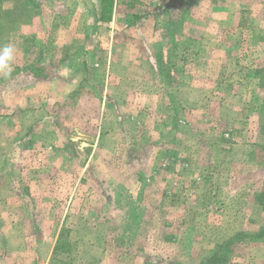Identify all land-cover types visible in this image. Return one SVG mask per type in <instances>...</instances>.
Returning <instances> with one entry per match:
<instances>
[{"label": "rangeland", "instance_id": "obj_1", "mask_svg": "<svg viewBox=\"0 0 264 264\" xmlns=\"http://www.w3.org/2000/svg\"><path fill=\"white\" fill-rule=\"evenodd\" d=\"M0 264H264V0H0Z\"/></svg>", "mask_w": 264, "mask_h": 264}, {"label": "clouds", "instance_id": "obj_2", "mask_svg": "<svg viewBox=\"0 0 264 264\" xmlns=\"http://www.w3.org/2000/svg\"><path fill=\"white\" fill-rule=\"evenodd\" d=\"M15 49L11 45L0 48V71L6 70L14 59Z\"/></svg>", "mask_w": 264, "mask_h": 264}]
</instances>
